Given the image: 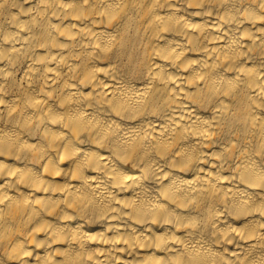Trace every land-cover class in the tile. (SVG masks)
I'll list each match as a JSON object with an SVG mask.
<instances>
[{
  "label": "bare ground",
  "instance_id": "6f19581e",
  "mask_svg": "<svg viewBox=\"0 0 264 264\" xmlns=\"http://www.w3.org/2000/svg\"><path fill=\"white\" fill-rule=\"evenodd\" d=\"M0 264H264V0H0Z\"/></svg>",
  "mask_w": 264,
  "mask_h": 264
}]
</instances>
